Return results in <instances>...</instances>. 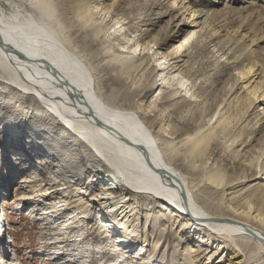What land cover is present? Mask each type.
Masks as SVG:
<instances>
[{
    "label": "bare ground",
    "instance_id": "obj_1",
    "mask_svg": "<svg viewBox=\"0 0 264 264\" xmlns=\"http://www.w3.org/2000/svg\"><path fill=\"white\" fill-rule=\"evenodd\" d=\"M23 1L0 0V84L7 81L5 83L12 92L29 96L27 104L36 106L38 127L48 126L52 132L62 127L69 137H75L87 153L89 173L98 176L101 161L110 168L107 170L113 177L98 193L93 194L99 205L108 211L95 212V218L108 223L110 217L107 213L115 212L117 223L109 233L116 235L121 229L130 237L135 227L133 222L137 219L128 220L134 211L131 205L120 206L123 202H119L116 184L121 185L151 198L169 214L165 217L158 212L150 218L146 211L144 232L147 234L145 229L150 230V237L156 238L149 255L151 259L156 258L157 248L161 246L160 262L164 264H264V163H258L264 156V125L260 122L264 116L255 120L260 113H252L257 104L264 106V58L255 55V60L247 62L246 56H243L240 62L234 64L233 71L238 76L232 79L227 70L219 71L225 92L215 97L217 90L214 86L207 91L198 81V71L190 73L193 68L187 65L185 49L190 42L192 44L208 37L211 43L216 41L211 44L217 48L216 52L232 53L228 59H233L238 51L235 46H240L238 41L242 38L235 39L236 33L225 35L227 39L223 40L214 33L212 19L219 14L218 11L211 13L210 10L184 4L180 10L193 21L188 24L174 14L172 7L175 2L167 6L162 0H144L142 4L138 0H60L61 14L70 25L67 31L72 32L78 26L83 31V39L88 42L87 47L95 53L106 51L109 54L112 48L108 42L116 41L123 35L124 22L132 37L136 38L133 49L129 47L130 39L127 38L118 51L107 57L104 70L109 86L114 90L103 94L83 54L75 52L61 35L60 30L63 29L54 18V2L25 0L39 14L34 18L18 9L16 2ZM241 1L234 0V3L251 4V0ZM140 6L144 9L143 13L139 11ZM253 6L250 5L251 8ZM154 11L158 12L156 19L151 17ZM109 14L113 15L112 25L104 22ZM159 18L163 25L155 30ZM261 20L264 22V14ZM191 23L199 28L198 32H189ZM193 38L195 41L192 42ZM261 38L255 37V40L260 42ZM155 46L160 53L157 61L159 69H150L148 54L140 55L145 48L152 50ZM141 47L144 49L141 50ZM166 61H173L170 69L176 73L174 76L182 77H172L176 89H181L189 97L182 105V102L175 101L177 92L165 95L163 87H159L164 80L162 78L159 88L150 95L157 74H163ZM146 72L150 77L144 83ZM188 82L190 88H187ZM229 83L230 88L225 89ZM238 85H244L248 94L237 97L241 89L237 88ZM118 93L123 95L121 100L125 102L122 105H117ZM149 95L147 104L141 105ZM210 97H214V103L209 122L214 121L207 126L196 111ZM193 98H198V103H192L190 100ZM156 100L160 106H156ZM251 108L252 111H249ZM176 122H181L183 128H178L174 124ZM249 124L250 129H255L249 135L254 133V136L252 141H245V129ZM230 128L233 133L227 142H230V152H233L224 165H216L211 144L216 139V133H228ZM241 146L248 148L250 153L260 152L252 171L242 164V157L235 156V150ZM74 163L64 162L59 168L71 173L76 166ZM256 181L254 186H249ZM123 193L126 190L123 189ZM5 197L2 189L0 205H8L9 199L3 200ZM0 216L3 225V219H9L4 208L0 210ZM7 227L10 226H0V264H15L13 250H9L14 243L13 235ZM196 230L204 233L203 243L209 244L212 250L195 251L188 246L189 236L186 234ZM172 231L177 233L178 238L175 247L182 245L183 248L180 254L166 259L164 256L170 244L164 239ZM237 240L247 242V245L242 248V243ZM224 248L228 249V260H224L225 254L221 251ZM119 250L118 259L126 254L122 252L126 249ZM245 250L250 253L245 254Z\"/></svg>",
    "mask_w": 264,
    "mask_h": 264
},
{
    "label": "rangeland",
    "instance_id": "obj_2",
    "mask_svg": "<svg viewBox=\"0 0 264 264\" xmlns=\"http://www.w3.org/2000/svg\"><path fill=\"white\" fill-rule=\"evenodd\" d=\"M52 1L54 2L55 9L54 18L63 29V31L60 30L61 35L66 38L67 44H69L75 52H79L80 55L83 54V59L86 60V63L93 70L91 73L93 74L95 82L97 81L99 85L100 92L103 94L110 93L114 88L109 86L108 76L104 70L107 64V57L112 52L118 51L120 45L126 41L127 38L130 39L129 47L131 49L136 46V38L132 37L126 22H124L125 25L122 30L125 39H123L124 37L122 35L118 37L116 41L110 40L111 42L108 43H111L112 49L109 51V54H107L106 51H97V53H95L87 47L88 42L83 39V31L79 29L78 26H75L74 31L68 32L69 30L67 27L70 25L61 14L60 0ZM143 1L144 0H138L140 4H142ZM162 1L163 4L167 6L175 2L172 7L174 14L180 16L179 19H185L188 24L193 21L191 18H188L187 13L183 14V11L180 10L181 6L184 4L189 7H201L203 10H210L211 13L218 11L219 14H217V16L215 15L214 19H212V25L215 26L214 33L219 34V37L223 40L227 39L225 35L236 33L239 34L235 35V39L242 38L241 41H238L241 48L233 44V46L238 48L237 54L233 57L234 61L233 59H228L232 53H227L228 55H225L222 54V52H216L217 50L215 49L217 48L212 46L216 41L211 43L208 37L199 38L200 41L199 39L198 41L200 43L196 42L197 40L195 41L194 37L192 42H195L192 44L190 42V46L185 49L187 54V65H192L191 67L193 68L190 73L198 71V81H201V87H204L207 91H210L214 86L217 90L214 95L215 97L225 92L222 89V79H220L218 75L219 71L227 70L228 76L232 79V77L238 76L237 73L233 71L234 64L240 62L243 56H246L247 62L250 61V59L255 60V55L264 58V22L261 20L264 14V5L262 4V0H251L250 3L252 6L254 5L252 8L250 7L251 4H236L234 0ZM217 1L218 3L216 4ZM242 2H245V0H242L241 3ZM16 4L20 11L30 14L34 18L38 17L39 14L35 13L33 9L26 4L25 0L22 3L16 2ZM143 10L142 6H140L139 11L143 13ZM157 13L158 12L154 11V15L151 17L153 19L158 18L159 16ZM220 13H222V15ZM97 16H99L98 12ZM112 16V14H109L104 22L109 25L114 24V22L111 21L113 18ZM166 19L167 18H165V20ZM156 21L158 22L156 23L155 30H158V28L162 27L163 23H161V18ZM189 26L191 27L189 32H198L199 28H197L195 24L191 23ZM65 31L67 33H65ZM202 35L205 36V33L202 32ZM249 35L250 37H248ZM189 36L188 34L187 37ZM260 36H262L260 42L259 39L255 40V37ZM233 46L232 48H234ZM225 48H227V46ZM143 49L144 47H141V50ZM143 54H148L150 69H153V67L159 69L157 67V61L160 57V53L158 54L156 46L153 47L152 50L145 48L140 56ZM248 55H250V58ZM216 59L217 61H215ZM172 62L173 61L164 62L165 69L162 71L163 74L161 76L160 72L157 74L154 81L155 86L152 88L150 95H152L157 88L163 87L165 95H171L177 92V97H174L176 99L175 101L179 103L182 102V105L188 101L189 97L184 95L181 89H176V84L172 81V77L175 79L182 78L180 75L174 76L176 73H173L174 70L170 69L171 66L169 67ZM149 77L150 74L146 72V79L143 82L146 83ZM161 78L164 80L162 81V85L159 86L161 84L159 82ZM5 82L7 83V81ZM5 82L0 84V192L3 189L6 196L3 200L8 201L9 199V201L7 202L8 205L1 203L0 210L4 208L9 218L8 225L10 227L8 230L13 235L12 239H14V243L12 246H9V250H13L15 264H164L160 262L163 247L160 246L157 248L156 258L151 259L149 256L152 249H154L156 238L150 237V230L147 231V229H145L147 232V234H145L144 224L146 211L149 212L150 218H154L158 212H162V216L164 215L165 217L169 214L161 207H158L159 205L154 203L151 198L141 196L131 189L123 188L121 185L116 184L117 195L120 196L119 202H123L120 206L131 205V208H134L128 220H137L133 222L135 227H133L130 237L126 236L121 229L116 235L110 234L109 231L112 230L117 223L115 221V212L107 213L108 217H110V219L107 220L108 223L97 220L94 216L95 212L101 213V211L106 212L108 210L99 205L97 202L98 199L93 198V194L98 193V190L113 177L111 172H108L110 168L101 161V165L98 164L100 168L99 175L96 176L95 173H89L87 168L90 164L87 159V153L79 146L75 137H69L67 131L62 127H58L56 132L49 130L48 126H45V128L38 127V122H36V106L27 104L29 96H23L21 93L12 92V89H10ZM228 85L225 89L230 88V83ZM239 87H241V89L237 97L248 94L244 85H238L237 88ZM106 88L108 92H104ZM187 88H190V82H188ZM150 95L147 99L143 100L141 105L147 104ZM155 95L156 94H154V96ZM121 98H123L122 93H118L116 99L117 105H122V102H125L121 100ZM213 98L214 97H210L208 102L199 105L196 111L202 123L207 126H210L214 121L212 120V122H209L210 115L213 113ZM198 100V98H193L190 101L192 103H198ZM156 106H160L158 100H156ZM263 109V105L257 104L253 111L252 108L249 109V111L251 110L252 113L256 111L259 112V116L255 118V120H258L261 116H264ZM166 111L167 109H165L164 114H166ZM260 122L264 125V119ZM50 123L54 124L53 121ZM174 124L178 126V128H183L181 122H176ZM250 125L251 124L245 129L247 130L245 131V141L253 140L254 133L250 135L249 133L254 132L255 129H250ZM258 125L259 123L257 126ZM232 133V128H230L228 133L223 131L222 133H216V139H214V142L211 144L212 156L217 160L215 163L216 165H224L229 155L233 152H230V142H227ZM247 150L248 148L241 146L235 150V156H238V158L242 157V164L246 165V167L252 171L257 158L260 156V152L253 151L250 153ZM263 158L264 156L259 159V165L264 163ZM64 162L65 164H73L75 162L74 164L76 166L71 173L65 172L64 168H59ZM48 164L51 165V167L48 166ZM227 168H231V166L227 165ZM256 183L257 181L250 183L249 186H254ZM123 189L126 190V193H123ZM240 194L243 193L240 192ZM201 195L205 198H209V196ZM126 196L128 200H126ZM150 220L151 219H149V221ZM130 230H132V228ZM176 234L175 231H172L165 236L166 239L164 240L169 241L170 244L166 251L167 254L164 256L166 259H168L167 257L170 255L176 256L182 251V245L175 247L176 241L178 242ZM186 236H189L188 246H192L195 251L201 249H208V251L212 250L209 244L203 243V240H205L203 236L205 235L202 231L196 230L195 233L189 232V235L186 234ZM118 240H123L124 242H117ZM238 242L241 241L239 240ZM128 243L132 245L129 246ZM243 243L241 246L242 248L247 245V242ZM126 246L130 248L127 249ZM119 249H126L122 251L126 252V254L123 258L118 259V254H121ZM221 251L225 254L224 260H228V258H226L228 249L224 248ZM244 253L248 254L250 252L245 250ZM239 256L244 257L240 254ZM130 257L134 259L132 260ZM252 262L253 261H250L249 263Z\"/></svg>",
    "mask_w": 264,
    "mask_h": 264
}]
</instances>
